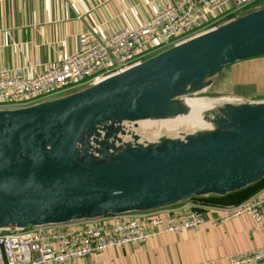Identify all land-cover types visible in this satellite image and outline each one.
I'll list each match as a JSON object with an SVG mask.
<instances>
[{"label": "water", "instance_id": "95a60500", "mask_svg": "<svg viewBox=\"0 0 264 264\" xmlns=\"http://www.w3.org/2000/svg\"><path fill=\"white\" fill-rule=\"evenodd\" d=\"M259 57L262 5L90 85L1 107L0 231L155 211L261 182L264 98L221 95L200 115L216 126L149 145L123 125L175 118L184 111L175 100Z\"/></svg>", "mask_w": 264, "mask_h": 264}, {"label": "built area", "instance_id": "2783aa9c", "mask_svg": "<svg viewBox=\"0 0 264 264\" xmlns=\"http://www.w3.org/2000/svg\"><path fill=\"white\" fill-rule=\"evenodd\" d=\"M261 5L264 0L166 4L140 25L100 35L43 72L30 75L23 67L0 71V108L31 105L90 85ZM199 200L203 199H192L177 208L2 230L0 264H63L111 247L140 245L162 234L198 230L205 217ZM230 208L224 219L248 214L259 223L264 217V196ZM230 259L233 264H264V247L235 253Z\"/></svg>", "mask_w": 264, "mask_h": 264}, {"label": "crops", "instance_id": "0c3cea01", "mask_svg": "<svg viewBox=\"0 0 264 264\" xmlns=\"http://www.w3.org/2000/svg\"><path fill=\"white\" fill-rule=\"evenodd\" d=\"M178 1L0 0V71L23 67L26 74L43 72L96 37L136 27ZM263 67L264 57L228 65L214 88L222 84L224 93L227 88L230 94L262 99L264 95L254 93L264 92V84L251 73ZM229 86L254 90L233 92ZM256 196H264V182L207 198H220L226 205L202 204L205 217L198 230L162 234L140 245L111 247L63 264H233V254L264 247V217L259 223L248 214L224 219L232 205Z\"/></svg>", "mask_w": 264, "mask_h": 264}, {"label": "rangeland", "instance_id": "374dc122", "mask_svg": "<svg viewBox=\"0 0 264 264\" xmlns=\"http://www.w3.org/2000/svg\"><path fill=\"white\" fill-rule=\"evenodd\" d=\"M250 7H253V6H250ZM251 77L255 78V79H258V77H259L260 82L264 84V67H263V69H261L259 71H254L253 73H251ZM224 88H225V86L220 84L217 88L213 87L211 90L199 92L196 95H188L185 98H189V99L201 98V99H205V100H212L215 102V104L217 106H220V105H222V103L220 102V98H219L221 95H236L235 93L230 94L231 92H227L226 91V90H228L227 88L225 89V93L222 92V91H224ZM238 88H240V87H238ZM238 88L229 86V90H231L233 92L244 91L246 93H251L254 90L253 88H248L246 90H241V88L240 89H238ZM219 94H221V95H219ZM254 94H255V96H257V94L264 95V92H256ZM159 121H161V119L142 120V121H137V122L136 121H134V122L125 121V122H123V125H125L126 128H128V129H139V135L141 137L140 142H142L145 145L156 143L162 137H169V138L183 137L181 135L182 132L173 134V131H167L165 129L162 130L160 133H158L157 132V126H158ZM181 127L184 128L185 125H182ZM199 130H201V128L190 126L189 129H187L185 131L187 133H194L195 131H199Z\"/></svg>", "mask_w": 264, "mask_h": 264}, {"label": "bare ground", "instance_id": "6f19581e", "mask_svg": "<svg viewBox=\"0 0 264 264\" xmlns=\"http://www.w3.org/2000/svg\"><path fill=\"white\" fill-rule=\"evenodd\" d=\"M173 103L177 107H182L184 111L175 118L169 117L159 121L157 126L158 133L165 129L167 131H173V134L182 132L181 135L184 136L188 134L185 130L189 129L190 126L203 129L217 125L211 117L203 118V116H200L203 111L215 108L216 104L214 101L194 98L179 99ZM219 112L220 110H218ZM182 125H185V127L182 128ZM137 132H139V129L128 131L127 136L133 138V136L138 135Z\"/></svg>", "mask_w": 264, "mask_h": 264}, {"label": "trees", "instance_id": "16d2710c", "mask_svg": "<svg viewBox=\"0 0 264 264\" xmlns=\"http://www.w3.org/2000/svg\"><path fill=\"white\" fill-rule=\"evenodd\" d=\"M264 182V179L261 180V182H259L258 184H261ZM256 184V185H258ZM244 192V191H243ZM245 201V200H244ZM247 201V200H246ZM199 202H201L202 204H214V205H226L225 202H223L220 198H212V199H203V200H199ZM243 201H241L238 204H241ZM238 204H234L232 206H236Z\"/></svg>", "mask_w": 264, "mask_h": 264}]
</instances>
